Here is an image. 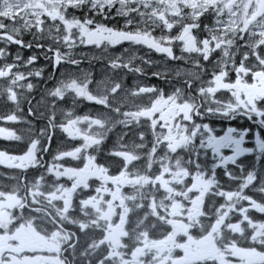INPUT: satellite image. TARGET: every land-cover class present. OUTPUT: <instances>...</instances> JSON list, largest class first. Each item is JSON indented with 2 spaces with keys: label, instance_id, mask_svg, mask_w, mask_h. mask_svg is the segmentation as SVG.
<instances>
[{
  "label": "snow or ice",
  "instance_id": "snow-or-ice-1",
  "mask_svg": "<svg viewBox=\"0 0 264 264\" xmlns=\"http://www.w3.org/2000/svg\"><path fill=\"white\" fill-rule=\"evenodd\" d=\"M204 15L211 16V25L202 24ZM25 34L32 40L26 42ZM0 42V101L11 106L0 114L5 122H27L22 105L27 103L32 115L30 93L37 87L29 78L43 72L30 67L36 55L25 58L17 52L9 60L10 44L47 49L52 56L45 53V59L53 69L62 63L78 67L79 46L106 52L122 42L192 65L170 72L169 78L175 75L182 83L168 93L154 85L124 89L112 77L90 89L91 73L84 71L57 80L47 93L52 97L47 127L21 154L0 150V165L36 173L0 188V264H264V219L249 214V209L264 214V167L239 161L245 154L256 161L264 158V0H0ZM217 50L219 55L210 59ZM137 59L156 63L125 49L108 56V64L113 71L147 75ZM152 75L164 78L158 70ZM67 94L104 111L73 117L69 109L62 112L66 122L57 124L56 101ZM129 97L143 102L130 104ZM217 115L246 117L256 130L229 126L218 135L203 122ZM141 118L152 136L151 147L144 131L136 132L139 142L130 145L123 143L127 133H121L108 153L120 160L115 173L88 154L117 125L139 128ZM81 123L87 127H77ZM57 127L82 143L45 161L49 146L42 138L50 142ZM250 133L254 146L245 147ZM0 138L22 139L5 127H0ZM64 158L82 161V166H65ZM141 160L143 170L133 164ZM217 168L226 181L217 177ZM125 186L129 192L122 190ZM133 205L142 212L138 224L151 217L138 232L126 227Z\"/></svg>",
  "mask_w": 264,
  "mask_h": 264
},
{
  "label": "flooded vegetation",
  "instance_id": "flooded-vegetation-1",
  "mask_svg": "<svg viewBox=\"0 0 264 264\" xmlns=\"http://www.w3.org/2000/svg\"><path fill=\"white\" fill-rule=\"evenodd\" d=\"M79 14V13H78ZM202 24L207 23L209 25L212 24V19L211 16L209 15H204L201 18ZM122 23V20L119 21ZM154 33H159V30H156ZM196 33V30H194V34ZM199 35H204V33H199ZM24 40L30 41L32 40L31 35L25 34L24 35ZM45 43V42H42ZM47 43V42H46ZM3 46V43H1L0 47ZM132 49L130 51H134L138 57H144L145 59H150L152 61H155L156 63L153 65H144L142 64L140 59H137L135 61V64L140 65L141 67L144 68L145 73L140 74V73H135V72H129L125 69H119V70H111L108 64V56L120 54L124 52L126 48L122 44L115 45L114 47L109 46L105 52L104 49H101L99 51H104L107 55V59L101 58V59H96L95 57H91L93 53H96L98 51H95L91 45H82L77 47L76 49L78 50V54H76V49H75V58L80 60L79 66L71 65L68 63H62L58 65L55 69L52 67V61L50 59H45V53L48 56H52L50 52L47 51V49H37L34 46L32 48H27L23 50L24 53H26L28 56L30 55H36L37 59L34 61L36 65L30 66L32 68H43L42 73H50L51 72V77L50 80L54 82V84L49 83L48 86L53 88V86L56 84L57 80L60 79L62 76H65L67 74H78L79 71H84V72H89L91 73V79L100 82L101 80L106 79L107 76H109V71L111 72H126L125 77H128L127 82H123L122 85L124 89H132L134 86L137 85H145V86H156L157 88L163 89L165 93H168L173 90L174 86H181L182 83V78L176 77L175 75L170 76V72L174 73L176 69H180L181 71L185 69H191V61L185 63V61L182 60H170L169 58L166 57L165 54H160L156 53L154 50H148L146 46L142 45H131ZM19 49V47H12L9 49V60L11 59V55L15 50ZM111 49V50H109ZM62 51L64 49H61ZM173 50L176 55H179V47L176 46L174 43L173 45ZM188 55V54H185ZM193 57H195V54H192ZM219 55V50L214 52L210 59H215L216 56ZM91 57V58H90ZM202 63L205 65L206 69H210V65L208 62H203ZM160 71L161 73L164 74V78H160L158 76H153L152 72L153 71ZM170 70V71H169ZM94 74V75H93ZM99 75V77L97 76ZM233 75L234 74H231ZM202 78H208V72H204L202 74ZM195 86V85H194ZM89 88L91 89V84L89 85ZM47 96V97H46ZM45 97H39L33 93H30V98L32 99H37L39 101H44L41 103H45L46 98L50 97L48 94ZM44 99V100H42ZM77 99V101H75ZM128 101L130 104H138L143 102V98H133L129 97ZM25 104V103H24ZM23 104V105H24ZM51 103L48 104V106H40L39 104H33L32 108L35 109L33 111L36 112L38 109H41L44 111V113L41 111L38 113L37 118H34L33 121L29 124L26 123H20L18 122H7L6 125H0V127H5L12 129L16 132L17 135L21 136L22 139L19 141L16 140H6L3 138H0V150H8L12 154H21L24 150H26V147L29 143V140L33 138V136L39 132L40 128L47 127L48 125V116L51 112ZM92 107H95L92 109ZM71 109L73 113V117L75 115H84V114H89V115H96L102 113L104 110L102 109L101 106L96 105L94 102H89L83 98H74L73 94H67L64 99H57L56 101V108H55V122L59 124L62 120L66 122L65 117L62 115V112H65L67 110ZM89 110V111H87ZM124 110V109H122ZM134 110V109H132ZM247 119L246 117H244ZM199 122V118H195ZM235 120H241V117H237L236 119H225L222 116H205L203 118L204 123H208L210 127H212L216 134H222V131L226 129L227 127L233 126V122ZM141 122H144V118H141ZM30 132H32L31 136H27V127ZM34 126H37L38 129H33ZM77 127L80 128H86V124L81 123L78 124ZM245 127H249L253 129V131L256 130L255 126H250V125H245ZM95 129V126H93L92 130ZM159 131V129H157ZM143 131L142 125L137 128L134 124L128 125L127 127H121L120 125H117L112 131L108 132L106 139L102 141V143L109 145V146H100L97 151H93V147H90L88 149V154L90 155H95L96 157V163L104 164L105 166L109 167V173H115L118 170V166L120 165V160L119 158H114L113 156L109 155V151L114 149V147L120 142L119 141V136L121 133H127V135L124 136L123 143L129 144L130 142L135 140L136 142H139L135 133ZM262 135H264V129H261ZM42 143H48L49 146V152L44 153V160L49 161L51 159L52 153L57 152L58 150H68L79 143H82L79 139L77 140H72L71 138L67 137V135L60 129V128H54L51 130V141L48 142L46 139L42 138ZM5 144L7 146L2 145ZM245 147H253L254 142L253 139L250 143H245ZM179 151V150H178ZM226 155H230V150H223ZM211 153L209 152V159L207 160V164H211ZM186 158V157H185ZM239 161L243 162L246 167L256 165L257 168L264 167V158L260 159L259 161H256L255 157L252 154H245V156H242L239 158ZM61 163H64L65 166H82V161H74L71 160V158H64ZM133 164H136L138 168L143 170V160L139 162H133ZM132 165H129V168H131ZM229 168H232V165L228 166ZM223 169L222 168H217L216 169V174L217 177L222 181H226V177H223L222 175ZM36 173L33 172L31 169H28L26 171H21V170H16V169H10L5 167L4 165H0V188L3 187H11L14 184L18 183L19 178L23 177L24 180L26 181L27 179L32 178L35 176ZM13 177H16L17 179H13ZM61 183H69L66 181L64 178H61ZM90 183H95L94 180L90 181ZM125 192H129L130 189L125 186L124 189H122ZM247 191V190H246ZM249 194H252L254 198L260 199L258 195H256L254 192H250ZM219 200V198H218ZM245 204L247 202H244ZM206 204H207V196H206ZM133 210H135L134 205H133ZM136 212L139 214V211L136 210ZM249 214L252 215L254 219H264V214H260L258 212H255L254 209H249ZM141 215L139 214V217ZM235 219V217H233ZM149 223L145 222L143 224H138V219L134 218L133 216V211L129 215V223L126 225V227L129 228L130 232L132 231H139L140 228L142 227H147ZM133 226V227H132ZM72 231H75V227L73 226H68ZM98 234V233H97ZM79 264V261H78Z\"/></svg>",
  "mask_w": 264,
  "mask_h": 264
},
{
  "label": "rangeland",
  "instance_id": "rangeland-1",
  "mask_svg": "<svg viewBox=\"0 0 264 264\" xmlns=\"http://www.w3.org/2000/svg\"><path fill=\"white\" fill-rule=\"evenodd\" d=\"M154 34H155V35H159V33H154ZM42 42H45V43H46L47 41H42ZM91 46L93 47V49H94L95 51H98V52H96V53H93V54L91 55V57H95V58L98 59V60L101 59V58L107 59V55H106V53H105L104 51H99V50L103 49V47H102V48H96V47L93 46V45H91ZM91 57H90V58H91ZM79 72H80V71H79ZM108 73H109V76H107L106 79H107L108 77H112V78H114V79H119L121 83H123V82H127V81H131V80H128V77H125V74L127 73V71H126V72H123V71H120V72H111V71H109ZM97 76L99 77L98 74H97ZM96 84H97V81L92 80L91 89H92ZM92 108H95V107H92ZM139 214L142 215V212L139 211ZM139 214L136 212V210H133V216H134V218L137 219V218L139 217ZM145 222L151 223V217H149V219L146 220Z\"/></svg>",
  "mask_w": 264,
  "mask_h": 264
},
{
  "label": "trees",
  "instance_id": "trees-1",
  "mask_svg": "<svg viewBox=\"0 0 264 264\" xmlns=\"http://www.w3.org/2000/svg\"><path fill=\"white\" fill-rule=\"evenodd\" d=\"M36 91H37V88H34V90L32 91V93L36 95ZM37 104L40 105L41 103H37ZM28 107L29 106L26 105V104L22 105V113H20V114H22L25 117V120L27 121V122L22 121V123H26V124L31 125L30 123L33 121V119L35 117L28 115V112H27ZM10 110H11L10 104L7 105V106H5L4 102L0 101V114H4L5 112L10 111ZM34 110L35 109H33V111ZM1 122H3V120H0V123Z\"/></svg>",
  "mask_w": 264,
  "mask_h": 264
},
{
  "label": "bare ground",
  "instance_id": "bare-ground-1",
  "mask_svg": "<svg viewBox=\"0 0 264 264\" xmlns=\"http://www.w3.org/2000/svg\"><path fill=\"white\" fill-rule=\"evenodd\" d=\"M133 227V226H132Z\"/></svg>",
  "mask_w": 264,
  "mask_h": 264
}]
</instances>
